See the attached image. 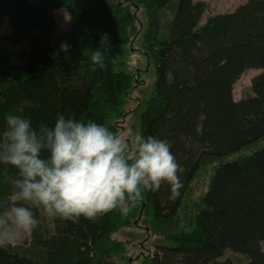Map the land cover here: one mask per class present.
<instances>
[{
    "label": "trees",
    "instance_id": "obj_1",
    "mask_svg": "<svg viewBox=\"0 0 264 264\" xmlns=\"http://www.w3.org/2000/svg\"><path fill=\"white\" fill-rule=\"evenodd\" d=\"M58 9L69 14L70 45L53 55ZM205 9L194 0H0V29L6 20L10 28L0 34V133L9 113L30 117L34 127L52 126L63 113L119 132L137 84L127 57L138 42L156 73L140 133L170 143L183 184L175 199L167 184L145 192L127 216L52 218L50 229L34 208L40 226L29 248H0V264H118L126 246L113 236L137 218L155 247L141 264H236L221 259L228 250L246 264H264V0H246L199 26ZM24 41L28 49L12 62L7 45ZM96 50L103 69L91 62ZM248 69L261 70L252 95L235 100L234 85ZM25 99L36 107L23 109ZM210 166L206 189L194 199ZM15 174L0 163V200L14 195L7 177Z\"/></svg>",
    "mask_w": 264,
    "mask_h": 264
},
{
    "label": "clouds",
    "instance_id": "obj_2",
    "mask_svg": "<svg viewBox=\"0 0 264 264\" xmlns=\"http://www.w3.org/2000/svg\"><path fill=\"white\" fill-rule=\"evenodd\" d=\"M91 62L105 67L99 50ZM34 107V101H22L23 109ZM5 122L0 163L14 167L16 174L7 177L14 195L0 200L2 249L38 230L34 208L49 218L78 223L81 216L95 221L115 210L127 216L145 192L165 184L170 199L180 195L182 168L166 140L132 130L115 132L63 113L52 126L34 127L30 117L19 113H9Z\"/></svg>",
    "mask_w": 264,
    "mask_h": 264
},
{
    "label": "rangeland",
    "instance_id": "obj_3",
    "mask_svg": "<svg viewBox=\"0 0 264 264\" xmlns=\"http://www.w3.org/2000/svg\"><path fill=\"white\" fill-rule=\"evenodd\" d=\"M202 1L206 3V9L199 20V26L203 25L207 20L218 14H224L227 12L234 11L240 4H243L246 0H194ZM54 17L57 22V29L53 35V41L55 44L53 55H56L60 50L68 47L70 45L69 31H70V19L69 14L65 9H58L54 11ZM171 18V12L167 11L162 18V28L163 31L164 24ZM10 32L9 24L7 20L0 29L1 35H6ZM133 45V44H132ZM8 50L11 55L12 62H18L22 50L28 49V43L26 41L19 43L17 45H7ZM135 50H132L128 54L127 59V69L131 72L137 74V84L136 87L131 90L130 99L125 105V115L118 120V128L120 131L132 130L134 132L140 133V115L144 110L147 99L153 92L154 83L156 80V73L154 65L148 60L146 56L138 50L140 47L139 43H135L133 46ZM261 70L258 69H248L243 73L239 80L234 85V98L239 100L241 98H246L252 95L251 90V79L256 74L260 73ZM139 80V81H138ZM129 112V113H128ZM128 113V114H127ZM119 131V132H120ZM255 148L237 152L235 156L248 155L252 153ZM233 156V157H235ZM232 157V158H233ZM214 166L204 168L201 172V177L196 184L198 185L194 194V199H197L206 189V183L208 181L209 174L212 172ZM43 224L45 227L51 228L52 218L47 217L43 210L37 208ZM113 238L118 241H122L125 246V260L119 262L118 264H141L140 259L142 256H150L154 250L153 238L147 236V230L143 223L139 221V218L133 220L129 227H125L119 230ZM30 236L24 238L17 245H23V247L29 248ZM229 258L233 260L236 264H246L247 259L244 255L233 252L225 251L221 259Z\"/></svg>",
    "mask_w": 264,
    "mask_h": 264
}]
</instances>
